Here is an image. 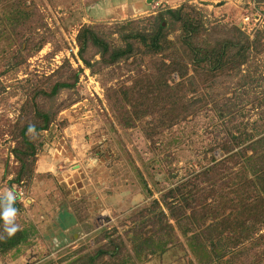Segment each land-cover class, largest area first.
<instances>
[{
  "label": "trees",
  "instance_id": "16d2710c",
  "mask_svg": "<svg viewBox=\"0 0 264 264\" xmlns=\"http://www.w3.org/2000/svg\"><path fill=\"white\" fill-rule=\"evenodd\" d=\"M75 41L84 68L65 59L48 75L25 73L13 87L21 100L5 132L6 166L12 157L17 169L7 189L33 182L47 134L75 103L84 69L100 78L117 125L139 129L177 180L153 190L141 175L149 202L124 212L120 229L94 231L92 244L73 250L65 264H264V29L251 38L235 11L211 20L207 9L184 1L83 24ZM48 44L53 58L61 45L35 2L0 0V97L4 80L18 78ZM200 136L207 143L178 178L173 150ZM15 207L19 230L0 239V264L36 244L35 225L20 219L24 205Z\"/></svg>",
  "mask_w": 264,
  "mask_h": 264
},
{
  "label": "rangeland",
  "instance_id": "374dc122",
  "mask_svg": "<svg viewBox=\"0 0 264 264\" xmlns=\"http://www.w3.org/2000/svg\"><path fill=\"white\" fill-rule=\"evenodd\" d=\"M30 1L35 2L44 15L61 45V50L53 58H49L47 55L53 51L54 45L48 44L37 56L29 59L27 72L18 73V78H8L3 82L8 89L0 97V191L8 188L7 182L12 179V173L17 169L12 157L8 167L6 166L11 143L5 134L17 115L21 100L20 93L11 94L17 79L25 78V73L48 75L65 59H69L74 68H84L78 58L75 41L77 31L83 24L136 18L167 6L176 7L182 1L190 2L180 0L160 3L159 0H149V11L140 13L141 15L134 13L130 7L120 8L114 3L107 16L104 13L101 16L97 13L92 16L89 10L97 0ZM191 1L198 7L207 9L208 18L211 20H229L235 11L236 19L242 22V27L251 38L254 37V32L264 29V0H256L255 7L248 4L249 0ZM245 13L252 15L247 25H243ZM259 60L261 69L264 70V54ZM85 70L87 69H84L76 86L75 103L59 114L51 127L52 131L47 134L50 143L39 160L51 157L53 162L46 168L44 186L38 183V178L35 179L36 175L30 185L18 186L25 191L27 203L28 199L31 202L35 200L31 205H24L25 211L20 219L26 225H35L38 230L34 239L36 244L32 247L24 246L26 248H22L16 258H9L6 264H65V259L73 250L86 243L92 244L94 231L103 226L119 228V222L125 216H122L124 212L149 202L141 175L153 190L171 186L177 180L166 171L165 164L160 163V157L150 148L139 129L123 130L117 125L108 110L100 78L92 75L89 70L102 91L100 96L93 95L95 85L90 86V91L85 90L84 82H81L83 76L86 79ZM85 91L87 94L82 93ZM67 97L69 94L63 96ZM205 143L207 139L202 136L186 138L185 144L173 150L179 153V162L171 165L174 175L178 171V178L183 176L185 169L195 164L194 151H199ZM154 197L157 198L158 194ZM68 206L74 220L67 211ZM42 217L46 219L43 220ZM46 221L53 225L50 233ZM77 223L79 229L76 231L74 224ZM67 229L70 235L64 248L58 251L53 246L50 235L64 239Z\"/></svg>",
  "mask_w": 264,
  "mask_h": 264
},
{
  "label": "crops",
  "instance_id": "0c3cea01",
  "mask_svg": "<svg viewBox=\"0 0 264 264\" xmlns=\"http://www.w3.org/2000/svg\"><path fill=\"white\" fill-rule=\"evenodd\" d=\"M153 1H156V0H153ZM164 1H166V2L167 1L178 2L180 0H159L158 2L162 3ZM200 1H202V0H200ZM190 2H192V1L190 0ZM114 3H116L117 7L119 6L120 8L130 7V9H132V11H134V13H136V14L145 13V12L149 11V8H148L149 0H97V3L94 2V4L91 5L92 7H90L89 13L92 16L95 15L96 13L100 14V16L104 13L107 16V14H108L107 12H110V10H111L110 7H113V5H115ZM102 17H104V15ZM52 162H53V160L51 159V157H47V158L43 157V158H41V160H39V163L37 164V171H36V178L35 179L37 180V178H38V183L41 184L42 186H44V183L46 182V180H45V178L47 177L45 175V173L47 172L46 168ZM34 202H35L34 199L32 200V202L28 199L27 204L31 205ZM56 207H57V205H56ZM69 209L70 208L68 206L67 211L69 212L70 216L73 218V214L70 213ZM46 217H47V215H46ZM46 217L44 219L42 217V219L45 220ZM26 219H27V215H26ZM73 220H74V218H73ZM58 221H59V223L62 222L59 217H58ZM46 224H49V223L46 221ZM49 225H51V227H49ZM49 225H47V230L50 233L53 225H52V223H50ZM74 227L76 228V231H77L79 229V224L78 223L74 224ZM65 234H66V236L64 239H61L56 235H54V236L50 235V240L53 242V246L58 248V251L62 250L64 248V244L67 242L66 239L70 235L68 229L66 230Z\"/></svg>",
  "mask_w": 264,
  "mask_h": 264
},
{
  "label": "clouds",
  "instance_id": "9594fccd",
  "mask_svg": "<svg viewBox=\"0 0 264 264\" xmlns=\"http://www.w3.org/2000/svg\"><path fill=\"white\" fill-rule=\"evenodd\" d=\"M33 128L30 127V131ZM18 195L11 189L0 191V221L3 222V231L0 232V239L11 238L19 230V225L16 223L18 209L15 207Z\"/></svg>",
  "mask_w": 264,
  "mask_h": 264
},
{
  "label": "built area",
  "instance_id": "2783aa9c",
  "mask_svg": "<svg viewBox=\"0 0 264 264\" xmlns=\"http://www.w3.org/2000/svg\"><path fill=\"white\" fill-rule=\"evenodd\" d=\"M256 3H257L256 0H249L248 1V4L249 5H253L254 7H255ZM251 17H252L251 14L245 13L244 16H243V25L244 24L247 25L250 22V20H251L250 18ZM243 29H245V28H243ZM85 76H86V79H85L84 76L81 78V82L82 81L84 82L85 90L87 89L88 91H90V86L95 85V87H93V91H94L93 95L97 94L98 96H100V92L102 91V89L100 88L99 83L95 80L96 78L90 75L88 69L85 70ZM82 93L87 94L86 91L82 92ZM13 191H15L17 193V195H18V199L17 200L19 202H21L23 205H26L27 197H26V193L23 190V188L15 186Z\"/></svg>",
  "mask_w": 264,
  "mask_h": 264
}]
</instances>
